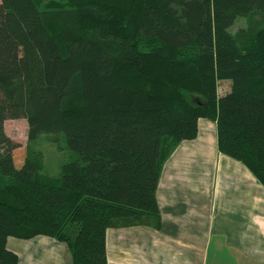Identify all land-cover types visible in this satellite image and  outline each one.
Listing matches in <instances>:
<instances>
[{"label":"trees","instance_id":"16d2710c","mask_svg":"<svg viewBox=\"0 0 264 264\" xmlns=\"http://www.w3.org/2000/svg\"><path fill=\"white\" fill-rule=\"evenodd\" d=\"M66 1L0 0V134L24 119L72 153L54 178L0 138V264L18 261L8 236L37 235L107 264V228L159 225L162 164L201 117L264 186V0Z\"/></svg>","mask_w":264,"mask_h":264},{"label":"crops","instance_id":"0c3cea01","mask_svg":"<svg viewBox=\"0 0 264 264\" xmlns=\"http://www.w3.org/2000/svg\"><path fill=\"white\" fill-rule=\"evenodd\" d=\"M155 197L159 225L110 227L107 264H264V186L217 148L215 122L178 142L162 164ZM16 264H70L52 237L8 236Z\"/></svg>","mask_w":264,"mask_h":264},{"label":"rangeland","instance_id":"374dc122","mask_svg":"<svg viewBox=\"0 0 264 264\" xmlns=\"http://www.w3.org/2000/svg\"><path fill=\"white\" fill-rule=\"evenodd\" d=\"M40 8L56 9L67 7L66 0H37ZM246 18L238 16L228 29L233 33L245 26ZM90 23H87L89 26ZM85 27V26H84ZM230 80L217 81V93L222 95L230 88ZM27 124L24 119H6L3 131L0 134L2 142H7L13 147L16 167L24 158H29L36 163L41 174L58 177L61 165L68 161L72 153L66 148L62 136L42 133L35 139L27 140Z\"/></svg>","mask_w":264,"mask_h":264}]
</instances>
